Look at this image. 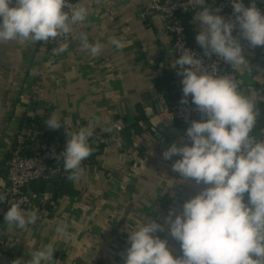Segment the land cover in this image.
Wrapping results in <instances>:
<instances>
[{"label":"crops","instance_id":"1","mask_svg":"<svg viewBox=\"0 0 264 264\" xmlns=\"http://www.w3.org/2000/svg\"><path fill=\"white\" fill-rule=\"evenodd\" d=\"M211 1L206 0V5ZM84 2L89 16L74 27L68 51L54 55L58 45L51 40L0 44V185L7 173L12 138L26 119L45 122L55 112L69 130L95 126L90 139L93 152L83 161L84 175L79 182L68 180L66 190L58 192L50 183L33 185L38 191L40 184H47L44 192L52 202L46 215H38L36 225L7 232L4 216L8 210L0 204V264H13L17 259L26 264L32 251L48 243L56 249L50 264H124L131 246L129 235L137 221L163 225L164 230L155 235L168 241L174 256L183 255L165 221L171 209L179 214L204 185L185 180L172 170L179 156L163 159L173 143L186 142L187 130L160 104V97H165L169 105L168 86L181 93L180 100L183 97L172 40L151 0ZM203 7L188 17V35L196 45L201 27L194 17ZM81 32L88 33L91 42L104 45L101 55L91 57L81 51ZM113 37L121 39L125 47L116 49L110 43ZM241 44L251 71L241 70L236 77L244 89L264 98V46L247 49L249 43L243 39ZM225 70L234 72L226 63ZM165 77L173 81L160 90L158 83ZM188 100L192 101L191 95ZM258 107L261 122L253 134L264 139V101ZM140 112L150 129L145 125L146 130L126 144L122 131L116 132L112 126L118 123L125 129L137 122ZM200 119L201 115L195 120ZM65 126L58 130L66 132ZM159 126L174 130L163 148L156 138ZM65 221L70 225L69 238L55 230Z\"/></svg>","mask_w":264,"mask_h":264},{"label":"clouds","instance_id":"2","mask_svg":"<svg viewBox=\"0 0 264 264\" xmlns=\"http://www.w3.org/2000/svg\"><path fill=\"white\" fill-rule=\"evenodd\" d=\"M103 2L96 0L97 5ZM188 3L194 8L204 6L194 17L200 22L196 41L204 55L215 54L231 65L234 73L251 71L241 39L253 48L264 46V11L257 6V0H251L247 7L243 0H230L234 20L218 14L222 9L213 10L206 0ZM88 16L84 0L75 5L70 0H0V44L51 40L57 42L53 54L58 55L68 51L74 27L83 24ZM237 26L239 36H234ZM79 40L85 54H102L104 45L91 42L88 33L81 32ZM110 43L116 49L125 47L115 37ZM181 52L174 62V66L179 65L178 75L183 77L181 103H188L191 95L202 119L191 122L186 142L173 143L164 151L163 159L179 156L172 170L204 187L184 203L179 214L171 209L165 221L171 236L180 242L182 257L174 256L168 241L155 235L164 230L163 225L137 221L129 235L131 246L124 264H264V139L252 135L261 115L258 104L264 98L244 89L234 73L218 74L216 63L205 66L192 50ZM45 124L51 130L65 126L55 112ZM94 132L92 124L78 130L66 127V148L59 157L63 158L69 181L79 182L83 177L82 164L93 152L90 139ZM5 200L0 193V202ZM38 219L37 210L28 212L16 203L4 216L9 233L36 225ZM69 226L61 222L56 233L69 238ZM55 251L53 243L42 245L30 253L26 264H50ZM13 264H21V260Z\"/></svg>","mask_w":264,"mask_h":264},{"label":"built area","instance_id":"3","mask_svg":"<svg viewBox=\"0 0 264 264\" xmlns=\"http://www.w3.org/2000/svg\"><path fill=\"white\" fill-rule=\"evenodd\" d=\"M151 2L172 40L175 60L182 54L181 51L190 49L197 57L203 59L205 66L216 63L219 70L218 74L234 73L226 70L222 72L225 62L221 58L215 54L211 57L205 56L204 50L199 45L189 42L188 17L199 6L194 8L188 3V0H151ZM243 2L246 7L251 4V1L248 0H243ZM70 3L77 4L73 0H70ZM210 6L213 10L222 9L218 14L225 18L235 19L230 0H212ZM257 6L264 11L263 7L258 4ZM239 32L237 26L233 35L239 36ZM255 48L251 47L250 44L247 45V49L253 50ZM176 66L179 72V65ZM179 78L180 81L183 79L180 75ZM160 104L163 106V111L174 114L185 129L200 114L192 102L183 104L179 100L173 108H170L165 97H160ZM118 125L119 127H114V129L116 132H121L123 126ZM252 135L254 134L252 133ZM66 142L67 134L65 131L61 132L57 129L54 132H48L40 129L35 126L33 117L23 122L21 129L12 138L7 173L4 183L0 185V193L6 196L5 202H0L4 209L9 210L10 206L16 203L25 211L30 212L35 209L39 216L46 215L47 206L52 203L51 196L47 192L34 190L32 185L37 182L50 183L53 179L64 178L68 175L63 170V158L59 157L66 148ZM54 170L55 172H53Z\"/></svg>","mask_w":264,"mask_h":264},{"label":"trees","instance_id":"4","mask_svg":"<svg viewBox=\"0 0 264 264\" xmlns=\"http://www.w3.org/2000/svg\"><path fill=\"white\" fill-rule=\"evenodd\" d=\"M248 1H251V0H248ZM257 4L264 8L263 4H261L259 2H257ZM189 42L191 44H193V41H192V39H190V37H189ZM226 71H229V70H226ZM171 81H173L172 78L169 79V78L165 77L164 79H161L160 82L158 83L159 89L162 90L164 88V86L167 85V83H169ZM166 94H167V98H168L170 106L175 105L174 103H177V101L180 100V98H181V93L180 92H175L171 86L167 87ZM188 102L191 103L192 101L188 100ZM200 115L201 114H199L198 117ZM263 117H264V114H263ZM140 122H142L144 126L140 125ZM260 122H261V116H259V118H258V123H260ZM34 124L38 128L44 129V130H46L48 132H54L55 131V130L49 129L46 126L45 122L42 119H40V118H35ZM145 125H146V129L149 130L150 129V125L148 124V121H147V119L145 117V114L143 112H140V116L137 118V122L122 130L121 138H122L123 142H125L126 144H131L132 138L134 136L140 135V134H142L144 132V130H146L145 129ZM66 177L53 179L50 182L51 187H52L51 189H53V187H55V191H57V192L58 191H65L66 190V182H68V179ZM45 183H47V182H45ZM32 187H33V185H32ZM38 188H39L38 191L44 192L46 190V188H47V184L44 185L42 183V184L39 185Z\"/></svg>","mask_w":264,"mask_h":264},{"label":"water","instance_id":"5","mask_svg":"<svg viewBox=\"0 0 264 264\" xmlns=\"http://www.w3.org/2000/svg\"><path fill=\"white\" fill-rule=\"evenodd\" d=\"M257 2L264 5V0H257ZM224 71H225V66L222 69V72H224ZM172 132H174V130H169L168 128H165L163 126H159L157 128L156 138L161 141V147L162 148L165 147V145H166L165 143H166V140L168 138H173Z\"/></svg>","mask_w":264,"mask_h":264}]
</instances>
